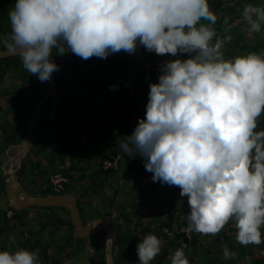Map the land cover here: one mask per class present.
Returning a JSON list of instances; mask_svg holds the SVG:
<instances>
[{
    "label": "clouds",
    "instance_id": "1",
    "mask_svg": "<svg viewBox=\"0 0 264 264\" xmlns=\"http://www.w3.org/2000/svg\"><path fill=\"white\" fill-rule=\"evenodd\" d=\"M243 18L250 32H261L264 7L245 5ZM9 19L11 43L5 46L40 82L59 70L54 49L84 60L134 53L138 43L161 56L196 53L162 65L159 83L150 85L145 118L118 139V147L131 158L142 156L153 182L181 189L190 207L187 226L196 233L215 236L234 221L239 244L264 242V129L257 130L264 57L224 59L221 44H210L216 32L197 27L202 19L215 23L209 0H16ZM184 247L171 264H190ZM161 250L160 238L144 236L137 245L139 264H150ZM223 255L228 260L237 254L225 248ZM0 264L41 262L38 250L19 249L0 251Z\"/></svg>",
    "mask_w": 264,
    "mask_h": 264
},
{
    "label": "trees",
    "instance_id": "2",
    "mask_svg": "<svg viewBox=\"0 0 264 264\" xmlns=\"http://www.w3.org/2000/svg\"><path fill=\"white\" fill-rule=\"evenodd\" d=\"M15 3L16 0H0V50L8 48L6 40L11 43L9 12ZM245 5L264 7V0H209L215 23L202 19L197 24L216 32L210 44L219 42L226 60L250 53L264 57L262 31H249L243 18ZM195 54L181 51L176 56H161L139 43L134 53L120 50L107 58L93 56L87 60L67 49L63 56L53 50L51 58L59 66L55 71L59 108L53 120L49 115L42 118L38 139L23 159L18 174L33 194L56 192L50 176L58 171L65 174L68 179L61 192L79 195L83 219L108 217L115 226L117 264H139L137 245L148 234L162 241L161 252L150 264H171V256L182 245L190 264H264V242L239 244L234 221L215 236L192 229L188 236L182 230L190 213L188 199L179 202L178 186L165 194L157 182L144 179L149 172L143 159L137 163L138 178L143 179H139L132 197L126 195L129 188L121 171L124 156L117 141L131 135L139 120L145 118L150 85L159 83L162 65ZM44 83L23 67L19 54L0 57V251L38 250L41 264H107L105 231L75 238L67 207L33 204L13 210L9 206L1 166L8 146L24 137L31 113L44 94ZM99 99L103 103H97ZM52 106V98L48 97L42 110ZM260 117L264 119V112ZM117 154L121 157L120 166L104 169L103 159ZM144 207L151 220L147 219ZM59 209L66 216L59 214ZM45 231L47 237L43 236ZM261 233L264 241V226ZM225 248L235 252L236 257L224 259Z\"/></svg>",
    "mask_w": 264,
    "mask_h": 264
},
{
    "label": "water",
    "instance_id": "3",
    "mask_svg": "<svg viewBox=\"0 0 264 264\" xmlns=\"http://www.w3.org/2000/svg\"><path fill=\"white\" fill-rule=\"evenodd\" d=\"M18 54L10 48L0 50V57ZM44 94L41 95L37 105L33 109L28 121L26 133L21 141L12 143L8 146L4 158L2 169L6 178V196L9 206L13 210H22L25 207L36 204L41 206H65L69 210L70 219L68 220L74 227V237H85L96 233L98 230L105 231V258L107 264H117L114 254V242L117 235L115 226L108 217H96L85 222L82 216V210L79 205V195L75 192H51L48 194H33L26 188V184L18 174L22 166L23 159L27 157L28 152L33 147L39 136L41 120L45 115H49L53 120L59 108L60 96L58 92V81L55 72L50 81H45L42 86ZM51 97L53 106L49 110H42L45 100ZM15 153L10 154L13 151ZM56 216V215H55ZM61 218L60 216H56Z\"/></svg>",
    "mask_w": 264,
    "mask_h": 264
},
{
    "label": "crops",
    "instance_id": "4",
    "mask_svg": "<svg viewBox=\"0 0 264 264\" xmlns=\"http://www.w3.org/2000/svg\"><path fill=\"white\" fill-rule=\"evenodd\" d=\"M262 34L264 36V29L262 30ZM263 36L261 37L262 41H264ZM258 129H264V119L262 117H258ZM122 155L124 156V161H123V164L121 166V168H122L121 171H123L124 181L127 182L128 188H129V190H127L126 195L129 197H132L135 189L138 187L139 179H143V176L138 178L140 169H139V167H137V163L138 162L141 163L140 160L141 159L144 160V158L142 156H139L138 158H136V157L131 158L128 155L125 156V154L123 152H122ZM152 175H153V173L149 172V175L144 179H146V180L151 179L152 180ZM6 178H7V176H6ZM121 181L123 182L122 179H121ZM157 183H158L159 188L162 189L165 194L168 193L174 187V185L170 186L168 184H162L160 182H157ZM180 200H181V198L179 199V202H181Z\"/></svg>",
    "mask_w": 264,
    "mask_h": 264
},
{
    "label": "built area",
    "instance_id": "5",
    "mask_svg": "<svg viewBox=\"0 0 264 264\" xmlns=\"http://www.w3.org/2000/svg\"><path fill=\"white\" fill-rule=\"evenodd\" d=\"M120 159V154L106 157L103 159V168H118L120 166ZM67 179L65 174L58 171L50 176L49 181L56 192H61L65 187L64 182L67 181ZM182 230L186 231L187 235L190 236L191 229L187 226V223L182 225Z\"/></svg>",
    "mask_w": 264,
    "mask_h": 264
},
{
    "label": "rangeland",
    "instance_id": "6",
    "mask_svg": "<svg viewBox=\"0 0 264 264\" xmlns=\"http://www.w3.org/2000/svg\"><path fill=\"white\" fill-rule=\"evenodd\" d=\"M97 103H103V101L101 100V99H99L98 100V102ZM101 112H103V111H101ZM104 114H102V116H103ZM10 154H13V153H15V152H13V151H11V152H9ZM7 157V153L5 154V158ZM7 177H8V175H7ZM149 181V180H148ZM186 199H188L187 197H181V200L183 201V200H186ZM144 208H146V207H144ZM145 213H146V215H147V219L149 220V218H150V220H151V216H150V212L148 211V209L146 208L145 209ZM154 220V219H153ZM105 234V233H104ZM43 236H45V237H47L48 236V233L45 231V233L43 234ZM9 249H11V250H13V248H12V246L11 245H9V247H8ZM22 248H23V246H22ZM83 254L85 253V251H83L82 252ZM71 263V262H70Z\"/></svg>",
    "mask_w": 264,
    "mask_h": 264
},
{
    "label": "flooded vegetation",
    "instance_id": "7",
    "mask_svg": "<svg viewBox=\"0 0 264 264\" xmlns=\"http://www.w3.org/2000/svg\"><path fill=\"white\" fill-rule=\"evenodd\" d=\"M59 214H63L64 216H66V213L64 211H62L61 209H59ZM89 220H85V222H88ZM103 230V229H100ZM99 231V230H98Z\"/></svg>",
    "mask_w": 264,
    "mask_h": 264
}]
</instances>
